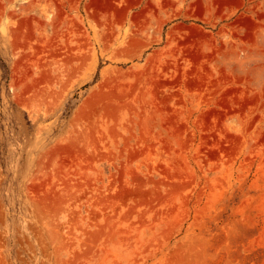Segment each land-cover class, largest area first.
Returning a JSON list of instances; mask_svg holds the SVG:
<instances>
[{"label": "rangeland", "instance_id": "1", "mask_svg": "<svg viewBox=\"0 0 264 264\" xmlns=\"http://www.w3.org/2000/svg\"><path fill=\"white\" fill-rule=\"evenodd\" d=\"M0 264H264V0H0Z\"/></svg>", "mask_w": 264, "mask_h": 264}]
</instances>
